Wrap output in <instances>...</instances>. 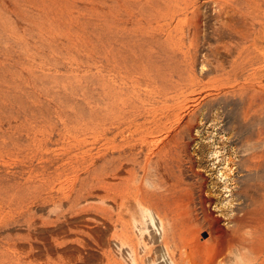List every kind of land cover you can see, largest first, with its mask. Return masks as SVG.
I'll return each mask as SVG.
<instances>
[{
    "label": "rangeland",
    "instance_id": "rangeland-1",
    "mask_svg": "<svg viewBox=\"0 0 264 264\" xmlns=\"http://www.w3.org/2000/svg\"><path fill=\"white\" fill-rule=\"evenodd\" d=\"M63 1L0 0V264H264V0Z\"/></svg>",
    "mask_w": 264,
    "mask_h": 264
},
{
    "label": "bare ground",
    "instance_id": "bare-ground-1",
    "mask_svg": "<svg viewBox=\"0 0 264 264\" xmlns=\"http://www.w3.org/2000/svg\"><path fill=\"white\" fill-rule=\"evenodd\" d=\"M35 1L37 3V9H39L41 7V0H35ZM53 3L56 5V0H53ZM63 3L70 4V3L66 2V0H64ZM32 4L34 5V3H32ZM70 9H71V7L67 8L68 11ZM55 13H56V11H55ZM56 15H57V13H56ZM18 16L20 17V19L23 18V20L25 21L24 23L27 26H29L30 40H33L36 43H41V44H44L47 41H51V40L52 41L55 40L56 43L59 42V40H57V37L55 36V33H53V34L51 33L53 31L50 30L48 27H46L47 25L43 22L42 19H39L38 17H35L32 19V18H30V14L25 13L23 10H19ZM66 16H67V13L62 12L57 16H55V15L51 16V20L57 21V19H58L61 23H66V24L71 25V23H69V20H68V18H66ZM70 19H72L71 16H70ZM43 24H45L46 26ZM14 28H15V34H17L19 31L18 30V23H16ZM71 31H72L71 26H66L62 33H63V35L64 34L70 35ZM24 39H25V41H28L27 38H24ZM67 42H68V44H73L74 40H73V38L69 37Z\"/></svg>",
    "mask_w": 264,
    "mask_h": 264
}]
</instances>
